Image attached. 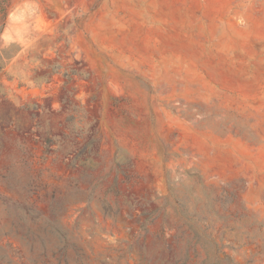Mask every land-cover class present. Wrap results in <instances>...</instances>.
Segmentation results:
<instances>
[{
  "label": "rangeland",
  "instance_id": "obj_1",
  "mask_svg": "<svg viewBox=\"0 0 264 264\" xmlns=\"http://www.w3.org/2000/svg\"><path fill=\"white\" fill-rule=\"evenodd\" d=\"M0 264H264V0H0Z\"/></svg>",
  "mask_w": 264,
  "mask_h": 264
}]
</instances>
